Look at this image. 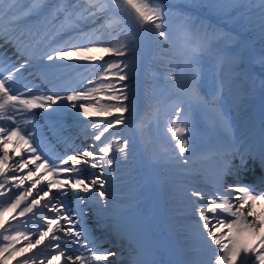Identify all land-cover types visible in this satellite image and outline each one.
<instances>
[{
	"label": "snow or ice",
	"instance_id": "obj_1",
	"mask_svg": "<svg viewBox=\"0 0 264 264\" xmlns=\"http://www.w3.org/2000/svg\"><path fill=\"white\" fill-rule=\"evenodd\" d=\"M113 2L115 8L112 7ZM16 3L17 0H12L7 9L0 8V41L10 45L14 50L13 55L20 61L13 62L12 56L0 49V120L9 122L8 126H0V189H4L7 184L9 192L13 189L19 191L0 209V215L18 209L16 215L19 217L28 214L37 216L42 201L43 207L54 215L43 217L45 227L35 240L31 239L32 234L20 231L5 234L10 232L11 224L0 222L3 228L0 236L6 241L0 244V264H11L16 257H25L18 260L17 264H37L32 256L26 254L33 253V249L41 245L50 249L52 254L40 259L38 264H52L53 261L57 264H108L110 258L118 253L97 248L95 242L89 240L87 234L78 227L77 217L87 216L92 209L100 213L108 210L111 194L105 172L117 163L111 154L117 152L122 154L123 159H127L130 141L121 136L109 140L106 134H110V130L124 127L128 122L126 114L130 115L134 109L127 83L131 78L132 66L123 59L107 63L105 58L126 57L131 49L123 43L110 45L91 38L86 42L74 43L73 40L78 38L64 39L58 33L84 19L85 13L91 19L101 13L106 17L123 13L141 28L150 27L161 40L166 41L169 39L168 13L157 0H93L90 7L83 9L78 4L58 5L55 12L49 11L43 20L22 31L17 25L21 16H41L44 13L40 11L39 3L30 8H16ZM259 3L264 9V0H259ZM211 6L226 10L242 5L239 0H215ZM61 12L64 22L57 25L56 13ZM261 27L264 31V13ZM184 31L187 36H195L205 46L210 42L206 34L193 33L188 23L184 25ZM189 60L193 64L197 62L194 54ZM97 62L106 66L95 80L88 79L87 84L91 87L65 88L63 94L49 89L45 94H37L32 83L24 82V73L31 71L38 83L46 82L55 88L59 86L60 79L56 70L72 63ZM261 63L264 64V58ZM4 65H7L6 74L2 70ZM171 79L176 81L177 77L173 75ZM185 94L200 100L195 77L189 82ZM64 109L76 113L90 124L91 143L79 151L73 150L70 154L50 160L41 154L38 132L23 126L30 122L24 117L37 110L57 114ZM183 112L185 108L178 103L169 132L175 141V158L180 164L187 165L190 163L187 156L190 150L187 138L190 125L186 118L181 119ZM218 123L225 128L230 126L223 114ZM14 138L15 147L9 149L8 145ZM233 156L234 153L227 145L219 152L213 193L206 197L204 192L194 190L189 194L194 198L192 204L213 253L207 260L200 261V264H264V212L257 211V204H264V191L257 192L247 185L227 183L226 177L232 174ZM259 156L261 163H264V143ZM10 160L13 161L11 167ZM244 162L242 158V164ZM84 167L99 171L95 176L87 178L81 174ZM25 182H28V187H23ZM41 184L44 187L38 188ZM3 194L0 192V195ZM70 195L85 206L79 213L70 211L65 203L63 197ZM29 197L32 199L29 200ZM16 215L12 217L13 220ZM21 239L27 243L17 247ZM67 243L83 248L87 255L69 254Z\"/></svg>",
	"mask_w": 264,
	"mask_h": 264
},
{
	"label": "trees",
	"instance_id": "obj_2",
	"mask_svg": "<svg viewBox=\"0 0 264 264\" xmlns=\"http://www.w3.org/2000/svg\"><path fill=\"white\" fill-rule=\"evenodd\" d=\"M56 1L57 0H38V2L44 6ZM58 1H60L61 7L63 5L78 4L81 9L88 8L93 3V0ZM157 2L164 6L168 15L173 16V18L168 17V22L174 18H180L184 24L188 23L196 25V23L200 20L196 11H201L204 16L214 17L218 22L229 28H235L237 30L240 29L239 22L243 13L255 8L252 7L247 9L246 5L251 4L252 0H239V3L242 5L241 7L227 8L226 10H221V13L216 11L214 12L212 10L213 7L211 5L215 2V0H210L209 7L205 5L209 2V0H157ZM112 7H116L115 2H113ZM60 14H62V12ZM246 19H248V17H245V20ZM209 24L211 25V23ZM68 28L69 31L76 29L78 31L88 30L91 32L85 36V39L91 38L110 45L119 43L129 45L131 49L128 54V56H130L129 58L115 56L116 60H114V56H107L105 59L107 63H114L123 59L129 62L132 66V72L130 73L131 78L127 81V83L130 89V100L134 104V109L130 115L127 114L128 119L138 133V141L143 147V154L147 158L148 163H153L155 160H153L151 155V152L153 151L159 156L158 161H156L157 164L162 165L163 161L166 160L160 159L162 152H158V150H156L154 143L149 139L148 135L149 127L156 120V114L162 105L156 99L161 97L160 93L166 95L167 90L171 88L167 94L168 99L170 92H172L180 82L178 76H180L181 71H175V67L181 69V66L176 61L181 63L184 61L183 57L182 60L179 59L181 49L177 41V33L169 28V39L166 41L161 40L153 29L150 27L141 28L135 21L125 17L123 13H119L113 17H106L101 13L98 14L95 19L88 18L87 13H85L84 19L74 22L72 26ZM242 33L251 37L255 42H258L259 39H264V31H262L261 26L255 28L254 30ZM260 59L262 60V58ZM261 60H259V62H255L256 69L263 67L264 64L261 63ZM105 66L106 65L104 63L100 62L95 67L96 72L93 75V80H95L97 75L103 72ZM173 75L177 77L176 81H172L171 77ZM238 78L242 79L239 81V87H246L247 90H249V80L246 76L244 77L242 70L239 72ZM140 80H142L141 84L139 83ZM98 82L99 81H97V83ZM155 126H158V124ZM126 133V138L130 141V147L127 155V159H129V161L125 162L122 165V168L125 176L128 177L125 182L126 188H128L130 193H134L131 191L129 186L131 183L135 182L136 189L137 184L140 183V178L135 177V175H139L141 171V164L139 160L141 158L139 150L135 147V139L132 134L133 131L126 129ZM121 156L122 154L118 155V158L123 159ZM182 171V167H171L170 171H168L166 175L170 178H176L179 177L177 172ZM177 180L179 179L177 178ZM167 183L166 192L169 191L170 195L164 197L165 202L169 196L172 197L171 194H174L176 191L183 188L179 183L177 184L172 180H168ZM141 206H144V203ZM2 243H6V241H4L3 237L0 236V244Z\"/></svg>",
	"mask_w": 264,
	"mask_h": 264
},
{
	"label": "rangeland",
	"instance_id": "obj_3",
	"mask_svg": "<svg viewBox=\"0 0 264 264\" xmlns=\"http://www.w3.org/2000/svg\"><path fill=\"white\" fill-rule=\"evenodd\" d=\"M5 2H6V0H0V8H5V5H4ZM255 2H256V5H255L256 6V10L254 11V13L258 14L257 17L262 18V13H264V9L261 8L259 0H255ZM20 5H21V2L19 0H17V3L15 5V7L16 8H20ZM205 5L207 7H209L210 0ZM246 6H247V9H248V8H251L252 5H246ZM43 9L46 11L47 8L44 7L42 9H40V11H42ZM177 10H178V6H177ZM212 10L214 12L216 11V12L221 13V10L217 9L215 7H213ZM197 14H200V13L197 12ZM36 17H38L39 19H37L33 24H36L39 20H43V16L42 15L41 16H37L36 14L27 16L26 20H34V18H36ZM168 17L173 18V16H171V15H168ZM202 18L206 19V20L213 21L212 18H207L203 14H202ZM176 22H178V18H174L173 20L168 22L169 28L173 30V29H177V28H179V27H181L183 25V24L175 25ZM18 23L19 22L17 21V25H18ZM18 27L22 31L25 29L22 24H19ZM175 32L178 34L180 31L176 30ZM60 34L61 33H59L58 36ZM70 37H73V36H68V37H63V38L64 39H69ZM73 42L77 43V41L75 39L73 40ZM0 49H3V45L2 44H0ZM3 50L6 51L9 56H12L13 62H15L14 58L18 59V58H16L13 55L14 50H13V48L10 45H8L7 49H3ZM113 58H114V60H116L115 56ZM74 64H77V63H74ZM68 67L72 68L73 66L69 65ZM262 73H263V76H264V72L263 71H262ZM221 77H222L223 82L225 84L224 87H223V92L225 93V100L227 101L226 102V104H227L226 105V111L224 110V113L226 114V117L228 118V122H229V125H230L229 127L226 128V131H227L229 137L232 138L231 144L237 142V145L235 144L234 147L231 149V151H236V150H239L240 146L244 144L243 141L241 142L240 137L245 136L246 134H248L247 130L250 129V127L252 126V123L254 122V120H256L257 118H261V117L259 115H254L253 112H251V109H250L251 106L246 105L247 101H242V103H238V102H240V100H237L235 98L234 88L235 87H239V83H234V82L230 81L227 78L225 70H222ZM226 85H228L230 87L229 91L226 90ZM80 123H81L82 126H85V125L88 126L89 125V123H87L82 117L80 119ZM125 126L131 128V125H129L128 122H127V124ZM216 133L217 132H215V134ZM85 142H87V144L91 143L90 140L89 141H85ZM54 145H55V142H54ZM8 147H9V149H13L15 147V138H14L13 142L8 145ZM138 147H140V145H138ZM242 154L245 155L246 153L242 152ZM151 155H152L153 160L155 159L154 162L156 163V161L158 160L159 156L156 155V153L153 152V151L151 152ZM236 156H238V155L236 154ZM17 159H19V158L17 157ZM141 159L145 160L143 157H141ZM154 162H153V164H155ZM12 163H13V161L10 160L9 167H11ZM207 164H209L208 169H213L214 167L216 169H218L214 165L215 163L213 161H209V163H207ZM114 166H116V165H114ZM29 167L31 168L32 166L30 165ZM152 168H153L154 171L156 170V166L155 165H152ZM98 171H99L98 169H89L87 167H84V169H83L81 174L83 176L87 177V178H91L92 176H95L98 173ZM202 171H203V169L199 170V172H202ZM21 174H23V173H21ZM240 174H242V173H240ZM105 175H106V178L109 180V185L107 187H108V191L110 193L112 192L111 198H114L116 193H118L119 196H122L123 200L126 199V195H125L126 193L125 192H120L121 184H119L118 188L112 189L114 187V185H117V181L119 179V177L116 176V173L113 170L108 169V170H106ZM141 175L145 178V173H142ZM109 176H110L111 179H109ZM192 178L195 181H197L196 177H192ZM176 181H178V180H176ZM245 183H246V181H245ZM199 186H201V185H199ZM247 186H249V185L247 184ZM23 187H28V182H25V185ZM37 187L38 188H43L44 185L41 184V185H38ZM140 188H141V186L138 187V189H140ZM202 188L205 190L206 197H207L208 194H211V193L214 192V184H210V185H207L205 187L202 186ZM1 190H2L1 192H3L4 194L6 193V195L3 196L7 200L6 204L2 206V208H4L7 205V203L9 202L10 198H14V195L18 194L19 190L13 189L11 192H9L7 184L5 185V188L1 189ZM133 192H135V191L133 190ZM35 195H36V190L34 189L33 190V196H35ZM50 198L51 197H49V199ZM111 198L108 200V202L111 200ZM31 199H32V197H29V200H31ZM63 199H64L65 203L69 206V210L70 211H74L75 213H79L85 207L74 196L70 195L68 197H63ZM122 201L119 199L120 203ZM132 203L133 202L130 201V202H127L124 205L126 207H131L130 205ZM21 207H23V205H21ZM262 207H264V204H260V203L257 204V210H259ZM38 209H40V211H39V214L37 216H32V214H28L26 217H19L18 215H16V213H18V211H19L18 209H17L18 211L17 210H15V211H13V210L5 211V212H3V215H0V222L7 221L8 224H11V228H12V226H15V227L17 226L18 228L22 229L23 227H25L23 225V222H26V220L29 219L28 217H31V218L35 217L34 221H31V220L29 221L28 227L26 228L25 231H23V229L20 230V232H23L25 234H32L31 235V239L35 240L37 238L39 232L45 227V221H44L43 217L44 216H53L54 215V213L49 212L47 208L43 207V201H42V204L40 206H38ZM153 209H154V199L151 200L150 207H149V210L152 211ZM34 211H36V210H34ZM104 213L105 212H103V213L96 212L95 209H92L91 211H89L87 216L78 215L77 218L79 220L78 227L80 229H81V226L88 227L90 229H95V228L104 226L103 233H101L100 231L97 232V238L100 241L101 240L104 241V243H105L104 244V248L106 249V247L111 246L113 244V240H115V237L118 238V231L117 230L121 226H123V225H125L127 223L131 224V222L122 221V220L120 221L119 220L120 222L118 221L117 224L116 223L113 224L112 222L114 220L112 219V217H101ZM194 214H195L196 217H198L196 212ZM14 215H16V219L15 220L12 219V217ZM184 216H187V215H185V209L181 211L180 216L174 217V219L176 220L175 224H176L177 228H178V226H183L184 225V223L180 222V220H182L184 218ZM154 218H156L159 221L160 228L165 233V228L162 225V222H161V220L159 218L158 213L155 212V217ZM36 220H38L39 223ZM8 224H5L4 226L8 227ZM39 224H40V226H39ZM112 225H113V227H112ZM134 225H136L135 232H138L139 234H141L140 229L143 226L138 225V224H134ZM145 225L147 226L146 227V229H147L148 228V223H145ZM1 231H3L2 227H0V233H1ZM185 231H186L188 237H190V238L194 237L193 233L189 232V229H185ZM138 233H136V235H139ZM184 233H185L184 231L179 229L177 235H179L180 238L183 239L184 238ZM152 237H153V239H155L154 245H159V247H160L159 249H156L154 251L153 257L149 260V261H152L154 259L157 260V263H152V264H200V261H201V258H202V254L200 252H197V251L195 252L192 249L186 250L185 248L180 247L174 241L173 238L171 239V242L168 243V245H167L164 242L165 237H163L162 235L161 236L160 235L157 236V234H154V232H152V231H150V232H148L146 234L145 238L147 240H144V242H143L144 247L146 248L147 252H152L151 249H148L150 247L149 240ZM140 238H141V236H140ZM162 241H163V244H162ZM26 243H27L26 240L21 239V241L17 244V247H21V246H23ZM45 243H47V241ZM192 243L193 244H200L199 235H197L196 237H194L192 239ZM123 244L129 245V244L126 243V241H124ZM119 247L120 246L114 248V250H113L114 252L118 253V255H116L113 258H110L111 264H118L119 261L116 259V257H123V255H124V252L121 251ZM67 249H68L69 254H72L73 256H75L76 254H85V255H87V253L85 252V250L83 248H80L77 245L72 244V243H67ZM176 251L178 252V255H176V253H175ZM201 251L204 252L203 249H201ZM33 253H35L34 256H33ZM33 253H27L26 256H32V258L37 262V264H38V261L40 259H43V258H45V257H47V256L52 254L51 250L45 248L43 245L38 246L37 249H33ZM157 254H162V255H160V257H159ZM24 258L25 257H16L15 260L11 261V264H17L18 260H23ZM52 264H57V262L53 261ZM61 264H62V262H61Z\"/></svg>",
	"mask_w": 264,
	"mask_h": 264
}]
</instances>
